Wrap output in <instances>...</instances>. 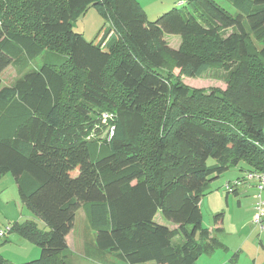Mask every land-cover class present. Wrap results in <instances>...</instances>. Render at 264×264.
<instances>
[{"label":"trees","instance_id":"trees-1","mask_svg":"<svg viewBox=\"0 0 264 264\" xmlns=\"http://www.w3.org/2000/svg\"><path fill=\"white\" fill-rule=\"evenodd\" d=\"M227 1L236 14L191 0L151 22L138 0H0V181L13 175L34 217L5 229L41 249L24 264H73L67 238L82 207L91 260L197 264L222 246L203 227L202 200L242 162L264 174V0ZM89 7L112 23L98 42L73 30ZM234 61L223 94L174 74ZM10 67L22 78L3 86ZM104 114L114 130L103 141Z\"/></svg>","mask_w":264,"mask_h":264},{"label":"rangeland","instance_id":"rangeland-1","mask_svg":"<svg viewBox=\"0 0 264 264\" xmlns=\"http://www.w3.org/2000/svg\"><path fill=\"white\" fill-rule=\"evenodd\" d=\"M138 1L144 8L149 21L153 22L174 8L183 9L191 0ZM214 1L230 13L236 14V9L229 1ZM111 26V21L105 19L93 7H89L85 13L77 16L73 21V30L83 34L88 42H98L103 33ZM166 39L172 48H178L182 43L181 38L177 36L167 35ZM44 56L45 54L33 60L30 69H37L41 65ZM238 65L239 63L234 61L230 63L228 68L211 66L195 78L181 75L179 71H175L174 74L184 85L193 90H200L207 95L213 91L223 94L230 88L231 79L236 73ZM20 78H22V74L10 67L2 74V85L13 86ZM110 118L104 114L102 123L107 125L106 122ZM147 124H150V127L156 124V126L161 125L157 120L149 121ZM112 129V124L107 125L101 130L99 138L103 141L107 140L111 134L113 135ZM213 164H215V161L210 159L208 165ZM242 168H247L245 162L226 171L213 182L214 192L202 200L203 227L208 229L212 235L211 237H214L222 246L216 254L202 257L198 264H264V191L257 188L255 181L240 182L239 185H235L236 182L245 178L248 174L242 171ZM73 176H77V172H74ZM235 191H238V195ZM88 212H90L88 207H82L76 216L77 221H75L73 233L69 239V253L73 259L72 262L74 264H128L114 253H108L105 256V261L101 262L88 260L84 257L83 247H93L95 244V231L90 225ZM219 213L224 214V220L222 224L216 225L214 218ZM260 213H262L261 221L257 222L256 218ZM16 218H20V222L30 218L34 219L30 210L20 199L15 178L12 174H8L6 179L3 178L0 181V230L8 227L10 221L14 223ZM159 218H162L168 224L161 213H159ZM38 224L41 229H47L41 222L38 221ZM17 239L21 240L16 232L0 239V255L13 264H24L27 261L40 258L41 249L39 246L25 241L21 245L17 242ZM181 243L182 239L180 237L174 240L176 246ZM23 244L35 247L39 250V253L36 256L29 255L28 259L31 260H23L30 253L29 248L27 249Z\"/></svg>","mask_w":264,"mask_h":264},{"label":"crops","instance_id":"crops-1","mask_svg":"<svg viewBox=\"0 0 264 264\" xmlns=\"http://www.w3.org/2000/svg\"><path fill=\"white\" fill-rule=\"evenodd\" d=\"M6 177L7 176H5L4 177V179H6ZM9 181V180H8ZM235 193H236V191H235ZM236 195H238V191H237V193H236ZM89 213V212H88ZM22 214V213H21ZM21 218V217H20ZM20 218H16L15 220V222H20L21 220H20ZM13 220V219H12ZM76 221H77V217H76ZM12 221H10L9 222V226H11L13 223H11ZM157 222L158 223H160V224H165V225H169V224H166L163 220H162V218H159V214L157 215ZM169 226H171V225H169ZM172 228L174 227V226H171ZM73 233V230H72V232L70 233V235L68 236V238H67V241H68V247L70 246L69 245V239H70V236H71V234ZM21 240H19V239H17V242H19V243H21V245H22V243H23V241H25L26 243L28 242V241H26V240H24V239H22L21 237H19ZM28 243H30V242H28ZM24 245V244H23ZM29 251H30V253H28L26 256H25V259H23V260H31V259H28L29 257V255L30 256H36L38 253H39V250H37L35 247H32V246H28V244L26 245H24ZM84 249H83V252H84V257L86 258V259H88V260H91V259H89L87 256H86V253H85V248L86 247H83ZM70 249V248H69ZM217 253V252H216ZM216 253H214V254H216ZM8 260V259H7ZM9 261V260H8ZM71 261H73V259H72V257H71ZM200 261V260H199ZM199 261H198V263H199ZM11 262V261H10ZM27 262H30V261H27ZM26 262V263H27ZM12 263V262H11ZM73 263V262H72ZM150 263H154V262H150ZM197 263V264H198ZM74 264V263H73ZM75 264H77V263H75ZM146 264H148V263H146Z\"/></svg>","mask_w":264,"mask_h":264},{"label":"built area","instance_id":"built-area-1","mask_svg":"<svg viewBox=\"0 0 264 264\" xmlns=\"http://www.w3.org/2000/svg\"><path fill=\"white\" fill-rule=\"evenodd\" d=\"M112 130H114V129H112ZM248 181H255L256 184H257V188L260 191H264V174L248 173L247 176L245 177V182H248ZM240 182L241 181L236 182L235 185L236 186L239 185ZM229 188H230V186H229ZM261 217H262V213H260L257 216L256 221L260 222L261 221ZM7 233H8L7 229L0 231V238H4L7 235Z\"/></svg>","mask_w":264,"mask_h":264}]
</instances>
